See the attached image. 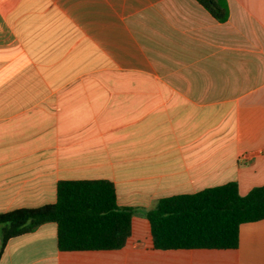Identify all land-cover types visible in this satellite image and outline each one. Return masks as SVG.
<instances>
[{"label":"crops","instance_id":"obj_1","mask_svg":"<svg viewBox=\"0 0 264 264\" xmlns=\"http://www.w3.org/2000/svg\"><path fill=\"white\" fill-rule=\"evenodd\" d=\"M0 0V213L106 179L133 206L116 249L61 250L46 222L0 264H264V218L236 248L153 246L166 196L264 184V0ZM1 239V234H0Z\"/></svg>","mask_w":264,"mask_h":264},{"label":"trees","instance_id":"obj_2","mask_svg":"<svg viewBox=\"0 0 264 264\" xmlns=\"http://www.w3.org/2000/svg\"><path fill=\"white\" fill-rule=\"evenodd\" d=\"M220 21L229 16L227 0H198ZM138 209L120 205L106 179L59 181L55 202L0 213V258L13 237L46 222L57 226L61 250L116 249L132 233ZM154 248H236L239 227L264 218V184L241 194L237 181L160 198L144 210Z\"/></svg>","mask_w":264,"mask_h":264},{"label":"rangeland","instance_id":"obj_3","mask_svg":"<svg viewBox=\"0 0 264 264\" xmlns=\"http://www.w3.org/2000/svg\"><path fill=\"white\" fill-rule=\"evenodd\" d=\"M0 234H1V232H0Z\"/></svg>","mask_w":264,"mask_h":264}]
</instances>
